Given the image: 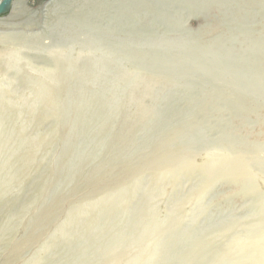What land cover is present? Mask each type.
Segmentation results:
<instances>
[{
  "label": "rangeland",
  "instance_id": "obj_1",
  "mask_svg": "<svg viewBox=\"0 0 264 264\" xmlns=\"http://www.w3.org/2000/svg\"><path fill=\"white\" fill-rule=\"evenodd\" d=\"M168 43L177 46L168 50ZM199 52L198 62L187 59ZM3 55L12 63L2 76L11 99L33 95L45 101L57 91L59 105L54 111L46 105L28 109L27 101L20 117L27 123L22 138L28 141L18 151L23 159L33 156V170L22 171L0 196V264H86L83 257H74L75 245H91L83 231L89 223L98 227L95 239L104 250L107 231L118 222L111 207L124 202L125 215L132 219L148 212L168 222L181 210L203 225L257 219V196L235 197L229 176L197 200L203 174L157 180L151 162L157 153L166 155L161 162L169 163L179 151L199 163L205 147L210 155L252 150L255 169L264 178V118L247 115L238 106L244 97L262 96L264 4L14 0L0 15V61ZM221 55L229 58L223 70ZM107 77H115L107 86L115 98L102 110L111 112L134 90L141 94L139 112L126 103L96 143L87 136L100 122L87 108L99 99ZM231 78L234 87L224 89ZM259 100L264 107V99ZM64 115L78 116L80 122H64ZM55 126L58 135L48 144ZM171 136L173 141L166 142ZM41 137L44 146L30 151L29 145ZM61 164L68 172L62 179ZM125 178L137 181L133 190L127 184L120 188ZM257 184L264 193V185ZM106 199L110 208L104 207ZM187 219L184 223H191ZM107 261L104 257L100 263Z\"/></svg>",
  "mask_w": 264,
  "mask_h": 264
},
{
  "label": "bare ground",
  "instance_id": "obj_2",
  "mask_svg": "<svg viewBox=\"0 0 264 264\" xmlns=\"http://www.w3.org/2000/svg\"><path fill=\"white\" fill-rule=\"evenodd\" d=\"M257 1L260 5L264 4L263 0ZM13 3L14 0L11 5ZM150 11L152 14L157 13V9L154 8ZM249 41L254 42L251 39ZM176 46L175 43L165 44V48L168 50H173ZM218 51H220L219 48L216 52L218 53ZM6 57L8 55H3L2 61H0V64L4 66L0 74V196L10 190L11 182L16 178L18 179L17 176L22 171L29 173L33 170V167L29 166L33 156L23 159L19 154L21 149L18 151L21 143L28 141V138H22L24 127L27 124L20 118L23 115L24 107L30 102L31 105H28V109L38 105H46L54 111L59 105L57 91L54 97L45 101H41L39 96L33 95L11 99L10 93L5 87L6 82L2 79L4 72L12 67V63ZM201 57L199 52L187 59L198 62ZM220 65L222 70L228 68L229 58L221 55ZM236 70L243 71V68L239 67ZM123 77L125 78L126 74ZM231 79L224 84V89L234 87L236 80ZM114 81L115 77H107L103 88L98 92L99 99H92L87 108L90 111H95L94 118H98L100 122L99 127L87 136L92 141L95 140L96 143L101 142L102 136L118 120V115L126 103L131 104L134 112H139L137 99L140 98L141 94L138 91L135 94L134 90H131L124 102L117 104L111 112L106 113L104 109L102 110V105L105 102L115 98L112 92L107 89V86ZM258 85L262 96L244 97L238 102V106L247 115L254 117L261 115L264 118V107L259 104V99H264V87L261 81ZM245 90L248 92L249 88H245ZM75 99L72 96L71 101L75 102ZM27 118H30L29 113H27ZM62 120L70 123L80 122L78 116L68 118L67 115H64ZM50 132L48 144L52 143L58 135V127H53ZM173 138L172 136L167 138L166 142H172ZM43 146V137H41L38 142L29 145V150L34 152ZM205 149L210 150L209 147H205ZM204 150L200 154L199 163H191L192 161L181 156L179 151L173 153L176 155L175 160L163 163L161 160L166 155L162 154L163 157L156 153L154 161L151 162L152 174L157 180L171 177L176 181L184 175L193 176L191 174L193 171L200 172L205 176V183H203L204 186L202 185L200 192L195 195L197 200L207 194L223 176H229V181L236 190L235 197L248 194L257 196L253 201V210L257 219H248L238 223L231 221L203 225L200 222H193L190 215L188 217L183 215L182 210L181 214L175 217L177 219L168 222H163L164 218L160 215H153L148 212H139L132 219L125 215L126 202L121 207V203L118 204L119 206L112 205L113 207H111L108 199H106L107 201L104 200V207L113 209V218L118 222L107 231L105 249L103 250L99 240L96 241L100 229L89 223L82 234L88 236L87 239L90 240L91 245L88 247L75 245L74 257H83L86 264H101L100 262L104 257L108 260L106 264H264V193L259 191L257 184L260 181L264 185V178L254 166V161L257 158L256 153L252 150H246L245 152L234 151L232 155L226 153L210 155L209 151ZM62 164L64 165V163ZM62 164L58 174L61 179L68 174ZM191 165L195 167L192 168ZM21 176L23 179L22 174ZM126 184L132 186L131 190H133L138 183L136 180L128 182L125 178L120 181V188H124ZM187 218L191 223H184L183 219L188 220ZM88 232H91V236L87 234ZM160 238L163 240L159 241Z\"/></svg>",
  "mask_w": 264,
  "mask_h": 264
},
{
  "label": "water",
  "instance_id": "obj_3",
  "mask_svg": "<svg viewBox=\"0 0 264 264\" xmlns=\"http://www.w3.org/2000/svg\"><path fill=\"white\" fill-rule=\"evenodd\" d=\"M13 0H0V15L6 13L11 7Z\"/></svg>",
  "mask_w": 264,
  "mask_h": 264
}]
</instances>
